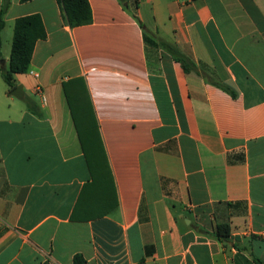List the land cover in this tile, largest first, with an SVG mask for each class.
Listing matches in <instances>:
<instances>
[{
    "label": "crops",
    "instance_id": "crops-1",
    "mask_svg": "<svg viewBox=\"0 0 264 264\" xmlns=\"http://www.w3.org/2000/svg\"><path fill=\"white\" fill-rule=\"evenodd\" d=\"M87 1L0 0V264H264V0Z\"/></svg>",
    "mask_w": 264,
    "mask_h": 264
},
{
    "label": "trees",
    "instance_id": "trees-1",
    "mask_svg": "<svg viewBox=\"0 0 264 264\" xmlns=\"http://www.w3.org/2000/svg\"><path fill=\"white\" fill-rule=\"evenodd\" d=\"M26 1L30 0H21V2ZM56 2L61 10L63 21L68 27L83 26L91 22V11L87 0H56ZM4 12L5 7L1 10V14ZM3 27L4 21L0 18V33ZM45 37L46 33L38 14L27 15L14 20L8 68L1 71L2 80L10 89L14 87L13 76L27 71L35 43L38 40H44ZM160 45L165 48L174 61L181 64L185 72L194 70V66L174 46L164 42H160ZM217 86L231 93L226 87L219 84ZM215 235L218 238L226 239L229 235V226L227 224L216 226ZM83 263L84 260L80 256H74L73 264ZM254 264H261V262L256 261Z\"/></svg>",
    "mask_w": 264,
    "mask_h": 264
},
{
    "label": "water",
    "instance_id": "water-1",
    "mask_svg": "<svg viewBox=\"0 0 264 264\" xmlns=\"http://www.w3.org/2000/svg\"><path fill=\"white\" fill-rule=\"evenodd\" d=\"M10 94L13 97H15V98H20V95H21V88H20V86L15 87Z\"/></svg>",
    "mask_w": 264,
    "mask_h": 264
}]
</instances>
